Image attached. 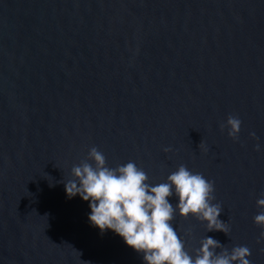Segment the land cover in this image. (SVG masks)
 I'll return each instance as SVG.
<instances>
[{
  "label": "water",
  "instance_id": "water-1",
  "mask_svg": "<svg viewBox=\"0 0 264 264\" xmlns=\"http://www.w3.org/2000/svg\"><path fill=\"white\" fill-rule=\"evenodd\" d=\"M93 146L150 183L214 181L230 231L177 214L187 250L211 236L264 264V0H0V264H144L66 195Z\"/></svg>",
  "mask_w": 264,
  "mask_h": 264
},
{
  "label": "clouds",
  "instance_id": "clouds-1",
  "mask_svg": "<svg viewBox=\"0 0 264 264\" xmlns=\"http://www.w3.org/2000/svg\"><path fill=\"white\" fill-rule=\"evenodd\" d=\"M241 124L239 117L230 115L221 130L227 127L228 136L237 140ZM250 135L256 138L254 132ZM260 150L258 142L256 151ZM63 183L69 199L79 196L88 203L89 223L101 234L111 231L118 235L127 247L142 255L144 264H251L247 246L229 250L211 236L200 241L194 255L187 250L186 241L172 223L177 214L196 218L208 232L228 234L230 228L219 219L223 207L214 202V181L186 165L181 164L164 182L154 184L135 161L109 167L104 153L93 146L87 159L73 166L71 178ZM256 203L261 211L254 223L264 228V197ZM260 237L264 239V231Z\"/></svg>",
  "mask_w": 264,
  "mask_h": 264
}]
</instances>
